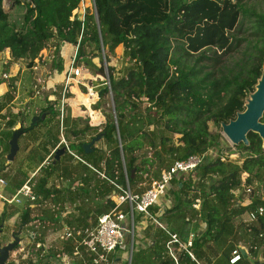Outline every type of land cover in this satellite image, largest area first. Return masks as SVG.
Returning <instances> with one entry per match:
<instances>
[{
    "label": "trees",
    "instance_id": "1",
    "mask_svg": "<svg viewBox=\"0 0 264 264\" xmlns=\"http://www.w3.org/2000/svg\"><path fill=\"white\" fill-rule=\"evenodd\" d=\"M80 1L12 0L11 6L21 7L23 11L11 18L0 0V52L6 48L9 52L2 72H6L9 63L20 60L32 66L35 58L40 57L39 49L48 41H53L55 53L50 69L58 72L63 67L59 55L63 43L76 48L75 66L93 67L98 72L103 67L96 66L92 59L97 57L101 61L103 54L108 61L115 47H122L121 73L115 76L112 67H107L109 86L101 87L99 95L104 100L111 94L114 117L106 114L100 128L69 123L63 126L64 117L49 107L52 103L39 111L45 117H38L28 129H33L39 121H52L56 117L59 128L65 127L73 137L86 130L100 134L104 148L93 144L92 150L85 153L84 141L69 142L68 149L79 153L74 152L83 162L79 160L77 165L69 166L64 163L65 157L62 160L63 155L56 160L52 155L50 162L40 167V172L32 179L35 206H39L40 212L31 216V208L25 205L17 222L20 226L37 220L39 229L38 232L32 230L36 245L34 257L23 259L21 264H51L49 259L61 254L69 256L67 264H92L82 247L73 255L76 242L73 238L61 239L57 247L46 249L43 229L63 227L60 216L66 204L77 210L76 214L68 211L62 217L69 228L94 224L98 215L114 206L112 193L121 194L127 186L157 178L160 170L174 160L211 147L218 148L224 141L220 122H227L244 109V92L254 89L264 60V6L259 10L249 9L243 0H92L91 8L86 7L80 16L72 13ZM241 31H248L253 54L247 55L248 61L244 64H227L228 58L221 57L237 50V34ZM208 51L210 54L206 53ZM11 85L8 82L2 100L12 99ZM60 91L64 92L62 86ZM2 100L0 111L4 109L5 114L13 116L6 122L7 126H13L14 117L21 112L12 115ZM142 102L147 105L142 107ZM97 108L99 102L93 105V109ZM209 121L216 126L215 131L209 129ZM261 121L264 122V113ZM12 131L8 132L9 137ZM247 139L248 145L237 144L245 150L239 161H221L218 157L205 159L196 167L195 179L187 177L173 181L178 184L177 191H170L177 199L174 205L161 213L155 206L150 207L152 212L157 210L160 219L168 216V220L176 217L185 221L181 227L169 221V230L181 234L189 222L204 223V231L193 241V253L198 261L206 259L208 264H231L228 260L237 244L234 243L236 222L255 205L264 206V197L254 198L245 206L233 202L231 190L240 186L242 172L247 174L244 184L257 182L264 187L261 139L251 131ZM58 146L64 147L62 143ZM53 174L64 181L61 188L53 182L48 185V178ZM91 191L99 197L96 202L91 201ZM195 197L200 198L199 208L192 206ZM45 201H50V207H44ZM5 216L3 210L0 222ZM243 231L258 238V246H247L248 254L254 257L256 249H261L264 258V214L244 224ZM166 239L165 231L156 228L152 231L151 242L132 253L130 263L173 264L164 247ZM181 261L196 264L185 256H181ZM233 264L251 263L241 256Z\"/></svg>",
    "mask_w": 264,
    "mask_h": 264
},
{
    "label": "rangeland",
    "instance_id": "2",
    "mask_svg": "<svg viewBox=\"0 0 264 264\" xmlns=\"http://www.w3.org/2000/svg\"><path fill=\"white\" fill-rule=\"evenodd\" d=\"M244 1V5L246 7H248L249 9H255V10H259L261 9L262 6H264V0H243ZM11 2L12 0H4L2 2L3 4V8L5 11L9 12L11 18H15L17 17L18 14H20L23 11V8L21 7H12L11 6ZM92 6V0H81L77 6L76 9L73 10L72 13H78L81 14L83 13L84 9L86 7H90ZM237 39H238V46H237V50L234 51L231 55H222L221 59H225L228 58V62L227 64H234L235 62L237 63H241L244 64V61H248L247 55L253 54L254 48H253V42L252 40H250V36L248 34V31H241L237 34ZM53 41H48L45 46L41 49H39L38 53L40 55L39 58H35L34 61L39 62V64H43V66L45 67L46 70L49 69V73H60L63 71V73H65V66L68 64V62L70 61L71 55L74 53L75 51V47H72L71 52L69 51V53L65 54V46H61L59 48V55L62 57L63 59V67L62 70L60 72L56 71H50V62L52 61V59L55 58V53L53 52L54 46H53ZM207 54H210V51L206 52ZM7 56H9V52L8 49H4L2 52H0V70L3 68L4 64H5V60H7ZM122 47L120 45H118L117 47H115L114 49V53L109 55V60L106 61L105 58L101 57V61H99V59L97 57H94L92 59V61L95 63L96 66H102L103 70L99 71L94 69L93 67H83L80 66L81 69V75L79 78H82L84 80H82V84H79L77 82H75L74 79H70L73 83V85H75V88H73L72 90L69 89V87L65 88L63 93H68V96H63L61 94V97L63 96V98L61 99L63 104V108L61 106L62 109V115L64 117V124L63 126H65L66 124H76L79 127H83L85 124L89 125V126H96L97 128L102 127L103 122L105 121V115L106 114H110L114 117V113H113V103H112V98H111V94L106 95L105 99L102 100L99 98V93H100V88L103 87L104 85H106L105 83L107 82V67H112V73L115 76L120 75L121 73V62H122ZM22 63H26V60H20ZM246 61V62H247ZM209 62V61H208ZM46 63V64H45ZM3 70H1V74ZM5 74V73H4ZM66 75V73H65ZM1 76V75H0ZM67 76V75H66ZM8 77H4V79H7ZM34 84L30 85L31 87V91L32 89H36L39 91V94L41 93V95H43L44 93H48L51 92V89H45L43 86H41V81L36 80V78L33 81ZM71 83V82H70ZM35 88H34V86ZM93 87V91H95L94 96H89L87 94V89L89 87ZM107 86V85H106ZM56 87V91L54 93L58 94V91L60 90V88L55 85ZM29 87L28 85L26 87H24L23 89H21V91H25L27 90ZM48 90V91H47ZM69 90V91H68ZM16 91V89H15ZM72 91V92H70ZM248 92V91H247ZM244 92V94L246 95L245 97H247L248 93ZM77 93L80 95L78 96L79 98H77ZM26 95H28V93H26ZM51 99H53V97L51 96ZM36 101V99L34 100ZM99 102V108L97 109H93V105ZM61 103V104H62ZM147 105L146 102H142V107H145ZM30 106V104H29ZM23 117V116H22ZM32 117V116H31ZM31 117H27L28 121H26V119H24V122H29V120H31ZM26 118V117H24ZM62 126V134L64 135V139L66 141V143L68 144L69 142H77V141H84V142H88L90 140V136H95L96 133L95 131H91V130H86L84 133L73 137L69 132H67L65 130V127ZM208 126L209 129L211 131H215L216 130V126L213 124L212 121L208 122ZM33 132L32 130H28L24 133H26L27 135H29L30 133ZM222 134V133H221ZM223 135V134H222ZM175 137H177V135H175ZM174 137V138H175ZM223 139L224 141L218 146V148L216 149H222L223 151L227 152V153H231V146L233 145L235 152L233 153V157H231L229 160H233V161H239L240 158H243L245 154H243L245 152L244 149H242V147H239L238 145H234L232 144L224 135H223ZM88 140V141H87ZM22 141H23V137H19L17 142H18V150L15 153V155L13 156V158L9 161H7V165L6 168L9 167L10 171L16 172L18 175L23 176L26 174L27 170H33L35 168V166H37L40 162V157H32V159H27L30 158L28 156V153L26 152L24 155H22L21 152L22 151ZM231 143V144H230ZM93 144L99 148V149H103L104 148V142L102 140H96L93 142ZM92 144V145H93ZM229 148L231 149L229 151ZM5 150H7V147L5 148ZM76 152V151H74ZM77 153V152H76ZM79 155V153H77ZM232 154V153H231ZM30 155V154H29ZM31 156V155H30ZM3 157V156H1ZM51 160V159H50ZM46 165V164H45ZM74 165H77V163H75ZM4 168V167H3ZM0 170V174L2 175V177H4L3 179H6V182L11 185V178L9 176V172L4 173V169ZM39 172V171H38ZM37 176V175H36ZM246 174L243 173L242 177L243 179L245 178ZM52 179H57L60 184L59 186L62 187V185H64L63 182L60 181V179H58L57 174H53L51 176ZM51 179V181H52ZM55 181V180H54ZM53 181V182H54ZM149 181V179H144L140 182L135 183L134 185H132L130 187L131 191H135V192H139L140 190H143V188L146 186L147 182ZM51 183V182H50ZM57 183V181L55 182ZM254 185H251V190L248 193H245L242 191V197L244 198V201H252V199L257 198V199H261L262 195L264 194V187L261 186L260 183L257 182H253ZM177 186L178 184H174L172 187L173 192L177 191ZM5 187V186H4ZM3 187V188H4ZM1 188V194L2 195H6V196H11L13 194L12 193H5L4 189ZM236 189L233 188L232 190ZM92 194V202H96L95 200H99V197H97L95 195V192L91 191ZM240 196V195H239ZM165 199V200H164ZM176 199L175 193L174 195L171 194V192L168 191V194H166L163 199H162V203L161 206L163 205V202H166V207H171L172 205H174V202ZM263 199V198H262ZM247 203V204H248ZM6 205V204H5ZM27 205V203L24 201L23 203H10L7 204V206L5 207V212L7 213V215L5 217H3V222L0 224V244L5 245L8 242H12L15 241V237H18L19 240L18 242L15 243V245L13 246V248L8 252V257L5 259V262H12L13 264H21L23 259L29 258V257H34V249L36 247V245H34V237L33 235L31 236V234L28 235V233L26 232L27 230H35V231H39V229L37 228V220H31L26 224H22L20 226L17 225L20 213H21V209ZM44 207H50L51 203L50 201H45L44 203ZM246 204H243L242 206H245ZM159 206V204L157 205ZM7 208V209H6ZM69 212L75 213L76 211L75 209H73L72 205H68L67 206ZM122 209L123 210H127L128 206L126 203H124L122 205ZM65 210V211H66ZM39 211V206L36 205L35 207L31 208V212L30 215H36L38 214ZM68 212V213H69ZM1 214V213H0ZM66 214L63 213L60 216V220L61 223L63 224L64 221L62 220V216ZM74 214V215H75ZM170 216V215H169ZM171 217V216H170ZM168 216L162 217L160 219V221L165 224L166 226L170 227V222H172V224H177L178 226H183L186 224L185 221H183L182 219L176 218V217H171L170 220H168ZM242 219H245L246 216L245 214H243L241 216ZM133 220L135 221V223L137 224V222L139 221V219H137L136 216H133ZM241 221V220H240ZM240 221L236 222L237 223V232L235 234V238H234V243H245L247 240V243L249 246L251 245H255L258 246L256 243H258V238L257 236H253L250 232L249 233H244L243 231V226L244 224H242ZM138 226V236L135 238L136 240L138 239V242L136 244H139V242H143L141 240H149L152 238V231L156 229V227L152 224H150L149 222H145L144 219H140V222L137 224ZM63 227H60L56 230L52 229L51 227L48 228H44L43 229V246L48 249L51 246H58L59 242L61 239H64L63 237ZM186 228V226H185ZM36 232V233H37ZM149 238V239H148ZM252 240V241H251ZM17 245V247H15ZM258 250V249H256ZM49 263L51 264H59L61 263V261L58 259V257L54 256L51 257L49 259ZM200 262H202L203 264H208V261L205 260H201Z\"/></svg>",
    "mask_w": 264,
    "mask_h": 264
},
{
    "label": "built area",
    "instance_id": "3",
    "mask_svg": "<svg viewBox=\"0 0 264 264\" xmlns=\"http://www.w3.org/2000/svg\"><path fill=\"white\" fill-rule=\"evenodd\" d=\"M4 0H2L3 2ZM75 51L71 55L70 61L65 66V73L75 82L82 84L81 69L74 65ZM7 75L2 73L1 78ZM66 76V77H67ZM109 86L108 79L105 83ZM67 86H63V91ZM87 94L93 96L95 91L93 87L86 88ZM63 94V92H62ZM63 98V96H62ZM60 143L64 145L66 151L71 154L77 160L83 162L74 152L67 147L66 141L62 138ZM231 144V143H230ZM232 150L231 153H227L222 149L208 148L206 151L191 154L184 159L174 160L168 167L162 168L157 178L150 179L146 186L141 192H133L127 186V188L121 194H111L110 197L115 202L114 206L107 212L97 216L96 222L91 225H87L78 229L69 228L67 225H63V237L64 239L73 238L75 239V246L73 255L79 253V247L88 253L92 264H131L132 253L136 247L138 233V222L137 224L133 220V216L140 215L145 222H149L157 228L165 231L167 239L164 241V247L166 254L172 260L173 264H186L181 261V256L187 257L190 261H194L196 264H201L196 260L193 253V241L196 234L192 230H187L185 234H181L176 231L169 230L168 226L163 224L157 214L150 210V207L155 205H161L163 197L168 193L171 188L173 181H180L181 178L191 177L195 179L196 167L205 159L211 157H218L221 161L229 160L233 157L235 149L233 145H230ZM50 162V161H49ZM48 160L44 161L42 165L46 166ZM46 164V165H45ZM41 165V167H43ZM100 176H104L102 172L97 171L93 168ZM241 173V183L236 189L231 190L233 194V202L235 205H249L251 201H244L242 197V191L248 193L251 190V185L244 184L245 178L243 179ZM34 175L32 174V177ZM32 177L27 179L16 192L8 199V202H23L27 203L30 208L35 207L36 195L32 190ZM5 181L0 177V186L4 185ZM240 195V196H239ZM264 194L262 195V198ZM261 198V199H262ZM200 198H193L192 206L199 208ZM126 203L128 209L125 211L122 209V205ZM164 203V202H163ZM248 203V204H247ZM164 203L163 205H166ZM264 206L261 204L255 205L253 209L249 210L245 216V219H241L242 224H249L254 221L257 216H263ZM29 234H33L32 230L26 231ZM239 245H236L231 251L229 257V263L233 264L241 258ZM245 247V246H244ZM247 249V247H245ZM255 249L256 247L253 246ZM58 259L62 264H67L69 256L66 254L57 255Z\"/></svg>",
    "mask_w": 264,
    "mask_h": 264
},
{
    "label": "crops",
    "instance_id": "4",
    "mask_svg": "<svg viewBox=\"0 0 264 264\" xmlns=\"http://www.w3.org/2000/svg\"><path fill=\"white\" fill-rule=\"evenodd\" d=\"M62 46H65V50H66L65 54L69 53V51L71 52L72 47H74L70 43L61 44V49H62ZM8 59H9V56H7V60H5L4 66L6 65ZM37 60L30 67L26 66V63H22L21 61L9 63L5 67V69L7 68L6 72H3V73H5L8 78L14 77V79L10 80L11 78L10 79L7 78L8 80H6V79L2 80V78L0 77V101L2 100V96L4 95V93L8 90V87H9L8 82H11L12 83L11 86H13V90L11 92L12 99L9 102L5 101V99H3L2 101L6 102V105H7V107H9L12 115L16 114L18 111L21 112V115H19V116L16 115V117H14L15 118L14 125L13 126H7L6 122L9 121L10 119H12L13 116L11 117V116L5 114L4 109H2L0 111V170L4 167L3 168L4 173L9 172V176L12 179L11 185H9L5 179L4 180L5 184L0 186V213L3 210L5 212V207L7 206V204H10V202H8V199L16 192V190L27 179L31 178L32 174L34 176H36L38 174V171L40 172L39 169H40L42 163H44V161H46V160H48V162L50 161L55 149L61 147V146H58L60 144L61 139L62 138L64 139V135L62 134L61 128H59V122H58L56 117L52 121H47V122L46 121L45 122L39 121V122H37V125L34 126L32 133L27 135L26 133L23 132L18 136V138L21 136L23 137V141H22V151L23 152H21L22 155H24L27 152L28 156L30 157V158L27 157V159H29V160L32 159V157L33 158L34 157L35 158L40 157L41 160H40L39 164L37 166H35V168L33 170H27L26 174L23 176L18 175L16 172L10 171L9 167L6 168L7 161H9L7 159V154H8L9 148L7 150H5V148L7 147L8 141L10 139V137L8 136V132L11 129L13 130V129L17 128L19 125H22L24 127L27 126L28 123H30V120H29V122H24L25 121L24 119H26V121H28L27 117H31V116H35V115L37 117H39L42 114V113L39 114V111L41 109H46L52 103H53L52 104L53 106H49V107H51V109L54 108L55 110L59 111V116H60V114L62 115L61 106L63 108V104L65 102L62 103V101H61L62 97L60 96L61 95L60 90L58 91V94L54 93L56 91L55 85L57 86V88L58 87L60 88L61 86L63 87L64 85H66L67 88L69 87L70 90L75 88V85H73L72 81L70 80L71 78L68 76L66 77V75H65V73H63V71L60 73H51L50 74L49 69L46 70L45 67L43 66V64L42 65L39 64V62H37ZM4 66H3V68H4ZM3 68L1 70H3ZM50 71H56V69H52V70L50 69ZM0 75H1V72H0ZM35 78H36V80L41 81V86H43L45 89H48V90L51 89L52 93L46 92L43 95H41V93L39 94V91L37 90V88L34 90L32 89V92H30L31 91L30 85L34 84L33 81ZM27 85L29 88L25 91H21V89H23ZM34 88H35V86H34ZM15 89H16V91H15ZM70 92H72V91H70ZM26 93H28V95H26ZM51 96L53 97V99H51ZM35 99H36V101H34ZM54 101H56V102H54ZM29 104H30V106H29ZM24 117H26V118H24ZM44 117H45V114H44ZM70 125L73 126L74 124L70 123ZM62 155H63L62 160L65 157V161L64 160L63 161L65 164H68L69 166H73L75 163L78 164L80 162L79 160H77L76 158L71 156V154H69L65 148H64L63 153L60 154L59 156H62ZM67 155H70V157H66ZM1 156H3V157H1ZM42 166L44 167V165H42ZM51 176L48 178V185L50 184V182H53L55 180L53 183L57 187H60L59 186L60 182L57 179H52ZM57 176H58V179H60L58 174H57ZM0 177L4 178V177H2L1 174H0ZM33 177H32V179H33ZM51 179H52V181H51ZM56 181H57V183H55ZM60 181L64 183V181H62L61 179H60ZM77 183H78V180H76L74 182L75 185ZM175 183L172 184L171 188L168 190L169 192L172 191V187ZM1 188H3L4 191L6 190L5 191L6 194L12 193V192H13V194L11 196L2 195L1 194ZM141 191L142 190H140L139 192H141ZM133 192H135V191H133ZM174 200L176 201L177 199H174ZM23 202H19V203H23ZM11 203H16V202H11ZM164 203H166V202H164ZM67 206L68 205L66 204V207H65L66 209H68ZM155 208L157 210L160 209L159 211L161 213L163 211V209L167 208V207H166V205H162V206L161 205H159V206L155 205ZM157 210L155 212L156 214H157ZM6 212H5V215H7ZM67 212H68V210L62 212V214L67 213ZM136 217H137V219H139V221H138V223H139L141 216L136 215ZM2 222H3V218L0 222V224ZM63 225H66V224L63 223ZM185 229L186 230L184 231L183 234H185V232L187 230H192L197 236H199V234H202V232L204 231V223H202V222L195 223L194 221H192L186 225ZM151 240H152V238L149 240H147V239L141 240L143 242H139V244H137L136 247L137 246H138V248L145 247L146 245H148L151 242ZM247 240L248 239H246L245 243L238 242L236 245H242V246L247 247L248 246V244H246ZM137 242H138V239H137ZM138 248H134V249L137 250ZM200 263L203 264L202 262H200Z\"/></svg>",
    "mask_w": 264,
    "mask_h": 264
},
{
    "label": "water",
    "instance_id": "5",
    "mask_svg": "<svg viewBox=\"0 0 264 264\" xmlns=\"http://www.w3.org/2000/svg\"><path fill=\"white\" fill-rule=\"evenodd\" d=\"M98 95H100V93ZM243 107V110L236 112L234 118L229 119L227 122H220L221 133L234 145L239 143L248 145L247 133L250 131L254 132L261 139V147L264 149V122L261 121V117L264 113V60L261 67V73L254 84V89L248 93L247 97H245ZM37 118L36 115L32 116L27 127L19 125L17 128L13 129L8 141V160L13 158L18 149V136L30 129ZM39 118H44V114L42 113ZM100 136V134H96L88 142L82 143V148L85 153L92 150L91 145L94 141L98 140ZM63 151V147L55 149L53 159H58ZM18 240L19 238L15 237V241L8 242L2 246L0 244V264L5 263V259L8 257V252ZM238 248L241 256L248 259L251 264H264V258L261 256V249H258L255 256L252 257L248 254V251L244 246L239 245Z\"/></svg>",
    "mask_w": 264,
    "mask_h": 264
}]
</instances>
